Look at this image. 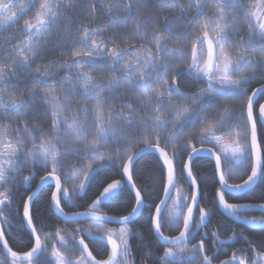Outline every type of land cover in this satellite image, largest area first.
I'll use <instances>...</instances> for the list:
<instances>
[{"label":"snow or ice","instance_id":"obj_1","mask_svg":"<svg viewBox=\"0 0 264 264\" xmlns=\"http://www.w3.org/2000/svg\"><path fill=\"white\" fill-rule=\"evenodd\" d=\"M258 188L264 0H0V264H264Z\"/></svg>","mask_w":264,"mask_h":264},{"label":"trees","instance_id":"obj_2","mask_svg":"<svg viewBox=\"0 0 264 264\" xmlns=\"http://www.w3.org/2000/svg\"><path fill=\"white\" fill-rule=\"evenodd\" d=\"M209 147H212V145H209ZM139 168L143 169L145 171V175L139 177V180H142L145 183H148L152 179V173L155 170V165L153 164L152 157L146 156L144 159H142L139 162L138 165ZM199 171L203 174H211V161L208 159H202L197 162V164L194 166V172ZM27 174V173H25ZM43 175V173H41ZM199 179V176H198ZM38 180V178H37ZM264 191V188H258L255 193H253L252 199L249 201L253 202H258V203H264V199H261V192ZM47 196V191L43 192L40 196V200L38 203L41 205V207L46 208V203H45V197ZM231 202H242V201H231ZM104 211L109 212V209H104ZM127 209L123 210L122 212L116 213V214H126ZM111 214V213H110ZM143 224V220L139 221L137 225H135V228L144 231L145 235L148 236L149 234L147 233L146 229L142 228L141 225ZM71 226V225H69ZM48 231H52L53 229H47ZM222 237H226L230 235L229 232L224 231L223 229H220ZM26 238V234H25ZM151 238V237H149ZM12 241H10V244ZM14 248H16V245H12ZM17 250H27V249H17ZM225 256L222 254L220 259H224Z\"/></svg>","mask_w":264,"mask_h":264},{"label":"flooded vegetation","instance_id":"obj_3","mask_svg":"<svg viewBox=\"0 0 264 264\" xmlns=\"http://www.w3.org/2000/svg\"><path fill=\"white\" fill-rule=\"evenodd\" d=\"M246 178V177H245ZM238 182H240V180H237L236 182H234V183H238ZM242 202H253V201H249V200H243ZM253 203H258V202H253ZM250 215H255V216H257V217H259L260 215H261V213L260 212H258V211H252V212H250L249 213ZM223 238V237H222ZM222 256V255H221ZM220 256V257H221Z\"/></svg>","mask_w":264,"mask_h":264},{"label":"rangeland","instance_id":"obj_4","mask_svg":"<svg viewBox=\"0 0 264 264\" xmlns=\"http://www.w3.org/2000/svg\"><path fill=\"white\" fill-rule=\"evenodd\" d=\"M237 180H238V179H237ZM237 180H231L230 183H231V182H236Z\"/></svg>","mask_w":264,"mask_h":264},{"label":"water","instance_id":"obj_5","mask_svg":"<svg viewBox=\"0 0 264 264\" xmlns=\"http://www.w3.org/2000/svg\"><path fill=\"white\" fill-rule=\"evenodd\" d=\"M239 183V182H238ZM256 211H258V210H256ZM259 212V211H258Z\"/></svg>","mask_w":264,"mask_h":264}]
</instances>
